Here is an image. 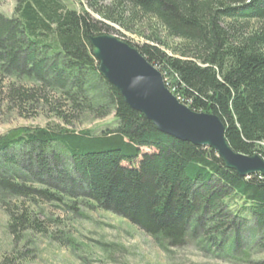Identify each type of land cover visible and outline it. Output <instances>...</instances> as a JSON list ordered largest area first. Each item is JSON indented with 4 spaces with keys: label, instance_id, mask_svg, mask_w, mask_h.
<instances>
[{
    "label": "trees",
    "instance_id": "16d2710c",
    "mask_svg": "<svg viewBox=\"0 0 264 264\" xmlns=\"http://www.w3.org/2000/svg\"><path fill=\"white\" fill-rule=\"evenodd\" d=\"M15 1L13 16L0 12V101L20 110L46 105L65 123L78 112L98 118L114 112L118 121L101 135L23 127L0 137V204L15 244L48 234L39 213L19 200L68 196L126 217L162 245L181 246L202 230L207 241L221 233L212 238L221 249L241 247L239 230L224 238L227 211L238 199L244 205L232 211L237 219L246 224L243 214L254 216L251 241L264 234V175L242 176L215 150L159 131L101 74L89 40L110 34V22L150 30L151 42L142 46L124 41L162 72L183 103L218 115L234 150L264 159V0H85L102 19L69 0ZM165 39L179 40L176 55L161 48ZM17 151L28 156L29 167L18 162ZM63 157L77 178L51 166ZM32 176L40 186L27 185ZM45 176L61 185L47 184ZM13 253L1 264L24 255Z\"/></svg>",
    "mask_w": 264,
    "mask_h": 264
},
{
    "label": "rangeland",
    "instance_id": "374dc122",
    "mask_svg": "<svg viewBox=\"0 0 264 264\" xmlns=\"http://www.w3.org/2000/svg\"><path fill=\"white\" fill-rule=\"evenodd\" d=\"M68 3L73 8L82 6L94 18L102 19L85 0L81 5L76 0H69ZM15 5V0H0V12L11 17L14 15ZM110 25L111 35L128 40L134 45L142 46L151 42L148 38L150 30L141 31L136 27L135 30H127L122 25L111 22ZM165 41L167 45H162L161 48L170 55H176L174 50L179 40L165 39ZM99 86L105 93L103 85L100 83ZM67 119L70 123L57 118L46 105L20 110L13 104L0 101V137L23 127H64L76 132L91 131L93 135H101L118 125L114 112L103 118L78 112ZM17 152L18 162L24 167H29L28 156L20 151ZM51 166L60 171H67L74 178L78 176L67 157H63L62 162L51 163ZM32 177L27 185L40 186L41 184L36 182L37 176L34 179ZM43 179L47 184L61 185L53 182L49 177L45 176ZM15 200L12 201L15 203ZM19 201H23L29 209L39 213L41 221L46 222L43 227L47 228L48 234L41 232L29 234L30 237L26 241L15 244L7 227L9 216L4 206L0 204V264L5 256H13L14 249H18L24 255L21 260L13 264H264V241L260 239L264 234H258V240L251 241L250 238L254 227V216L251 213L243 214L247 217L245 224L241 223V218L237 219L232 212L244 205L239 199L235 200L231 210L227 211L230 217L227 220L228 233L224 238L234 237L239 230L242 239L241 247L231 251L226 247L221 249L212 243V238H222L221 233L219 237L215 233L212 234L207 241L203 237L202 230L194 234L190 233L181 246L162 245L126 217L103 209L95 202L80 196H68L63 201L51 202L38 199L37 204L25 200ZM200 217L197 219L199 225L197 228H201L205 220L203 214ZM238 221L241 226L234 224ZM202 239L206 242H202Z\"/></svg>",
    "mask_w": 264,
    "mask_h": 264
},
{
    "label": "water",
    "instance_id": "95a60500",
    "mask_svg": "<svg viewBox=\"0 0 264 264\" xmlns=\"http://www.w3.org/2000/svg\"><path fill=\"white\" fill-rule=\"evenodd\" d=\"M89 40L101 74L130 107L143 113L159 131L215 150L228 168L242 176L264 175V159L257 153L234 150L223 120L183 103L168 87L162 72L137 48L106 33L90 36Z\"/></svg>",
    "mask_w": 264,
    "mask_h": 264
}]
</instances>
